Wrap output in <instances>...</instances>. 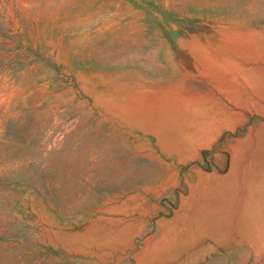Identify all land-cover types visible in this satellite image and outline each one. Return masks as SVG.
Returning a JSON list of instances; mask_svg holds the SVG:
<instances>
[{"label": "rangeland", "instance_id": "374dc122", "mask_svg": "<svg viewBox=\"0 0 264 264\" xmlns=\"http://www.w3.org/2000/svg\"><path fill=\"white\" fill-rule=\"evenodd\" d=\"M0 264H264V0H0Z\"/></svg>", "mask_w": 264, "mask_h": 264}]
</instances>
